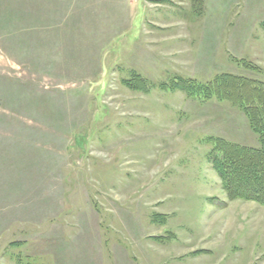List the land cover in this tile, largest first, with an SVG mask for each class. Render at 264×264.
<instances>
[{
	"label": "rangeland",
	"instance_id": "1",
	"mask_svg": "<svg viewBox=\"0 0 264 264\" xmlns=\"http://www.w3.org/2000/svg\"><path fill=\"white\" fill-rule=\"evenodd\" d=\"M262 21L264 0H0V264H264V205L208 158L257 135L169 87L264 82Z\"/></svg>",
	"mask_w": 264,
	"mask_h": 264
},
{
	"label": "trees",
	"instance_id": "2",
	"mask_svg": "<svg viewBox=\"0 0 264 264\" xmlns=\"http://www.w3.org/2000/svg\"><path fill=\"white\" fill-rule=\"evenodd\" d=\"M261 27L264 31V21ZM249 66L258 70L256 66ZM133 80L138 82L139 88L143 87L144 81L139 76ZM169 87L204 99L226 100L243 111L249 128L257 135L259 146L216 137L211 139L208 158L229 199L251 200L264 205V82L243 74L221 73L206 83L181 78L170 82Z\"/></svg>",
	"mask_w": 264,
	"mask_h": 264
}]
</instances>
